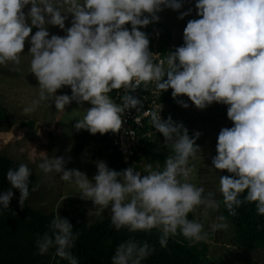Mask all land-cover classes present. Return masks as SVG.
<instances>
[{"label": "clouds", "instance_id": "obj_1", "mask_svg": "<svg viewBox=\"0 0 264 264\" xmlns=\"http://www.w3.org/2000/svg\"><path fill=\"white\" fill-rule=\"evenodd\" d=\"M26 5H31L27 13ZM162 5L173 10L182 6L180 0H0V65H18L28 38L29 72L38 81V98L23 112L31 113L49 100L60 111L72 101L88 102L91 107L82 108L83 115L73 127L91 134L121 128L122 114L142 104L130 94L141 82L154 81L160 94L172 89L174 99L187 96L198 109L213 102L227 105L232 126L220 129L211 160L212 168L230 174L219 177L223 204L234 216L242 203L254 202L257 214L264 215V0H195L199 18L187 22L183 44L172 52L166 48L165 61L158 64L146 33L138 27L158 21ZM67 14L72 20L65 29ZM47 25L58 26L65 35L50 36ZM33 27L37 30L30 36ZM62 86L70 87L71 96L56 94ZM121 88L128 92L118 105L108 93ZM177 103L189 106L183 100ZM160 110L152 112L151 122L171 148L162 169L145 164L146 174L131 166L116 171L101 160L89 180L79 170H66L63 157L49 158L44 153L38 168L74 184L81 199L110 208L116 230L156 228L161 247L178 230L198 242L208 233L203 223L188 219V214L202 206L201 214L207 217L210 209L219 208L214 193L205 194L202 186L191 182L195 168L189 161L200 152L195 141L201 133L190 138L182 123L170 116L162 119ZM30 175L24 163L8 169L5 177L11 188L0 192V207L8 209L11 189L19 191L18 203L23 205ZM225 219L217 216L211 231L226 228ZM49 228L51 235L45 232L36 240L38 254L54 247L56 256L78 264L70 252L78 233L74 234L68 219L57 213ZM152 251L147 242L129 239L116 247L111 264H142Z\"/></svg>", "mask_w": 264, "mask_h": 264}, {"label": "rangeland", "instance_id": "obj_2", "mask_svg": "<svg viewBox=\"0 0 264 264\" xmlns=\"http://www.w3.org/2000/svg\"><path fill=\"white\" fill-rule=\"evenodd\" d=\"M180 2L182 6L178 10L162 5V11L157 13L158 21L150 22L143 28L138 27V30L151 31L149 35H152L155 28H166L171 36L167 48L171 51L174 47H177L178 38L183 36V29L187 22L199 18L196 15L195 0H180ZM30 7L31 5H26L23 11L27 13ZM189 9H191V12L188 15H185L182 19L178 18L180 13L187 12ZM61 10L64 11V9ZM71 20V14H67L65 29L71 26ZM46 27L50 36L52 34L65 35V31L58 26L47 25ZM36 30L33 27L30 36ZM29 47L30 44L28 38H26L24 53L20 54L18 65L12 62L0 65V107L4 109V115L0 114V154H7L34 170L39 169L38 164L42 162V153L49 158L63 157L66 170H79L91 180L96 174V162L100 161L97 156H93L97 144L92 143L83 148L82 154L80 152L73 154L72 146L70 147L69 144V140L74 135L72 132L76 130L73 125L76 119L83 115L82 108H88L91 105L88 102H82L81 105H78L75 101H72L65 106L64 111H60L49 100L41 102L39 107L31 113L25 114L23 112V108L30 106L31 102L38 98V81L29 72L30 55L27 54ZM56 94L71 96V89L68 86H62ZM215 104L217 103L213 102L204 109H198L191 103L188 107L187 118L191 120L190 129L194 133H201L195 141L200 146V152L196 154L195 158H190L189 161V166L195 168L191 182L197 186H202L205 194L214 193L213 198L219 202V208L216 210L210 209L208 216L204 217L201 214L203 210L201 206L194 212H190L188 219H195L203 223L204 231L208 235L202 241L207 243L208 255L211 258H219L233 264H264V249L257 248L245 251L234 244L232 225L227 219L224 221L227 224L224 229L213 232L209 227L212 223L217 222V216L223 215L221 214L219 177L224 175V170L212 168L211 160L216 155L215 148L220 129L232 126V122L227 118V111L225 114L219 113V110L215 108ZM189 136L191 138L193 134ZM157 148L162 153V158L150 161L145 156H141L136 161L138 171H144L145 164H151L153 169L163 168L165 159L171 154V148L164 140ZM89 155L91 159L86 158ZM33 187H36L35 191H32ZM78 191L74 184L61 180L60 174L55 172L45 174L41 170V175L30 188L26 201L35 208L58 212L59 206L65 198L73 197L83 204L90 221L100 218L103 208L93 205L91 200L81 199ZM106 209L107 213L111 215L110 208Z\"/></svg>", "mask_w": 264, "mask_h": 264}, {"label": "trees", "instance_id": "obj_3", "mask_svg": "<svg viewBox=\"0 0 264 264\" xmlns=\"http://www.w3.org/2000/svg\"><path fill=\"white\" fill-rule=\"evenodd\" d=\"M129 29L130 24H127ZM149 41L151 36L147 35ZM171 36L164 27L160 28L159 48L165 51ZM183 44L182 36L178 38V46ZM176 48V47H175ZM173 48L172 51L175 50ZM171 51V52H172ZM172 89L162 92V100L166 103L167 119L169 116L174 122L182 123L188 130V134H194L190 129L191 120L187 118L188 107L191 101L187 96L181 95L175 99L171 95ZM183 100L188 103L183 108L177 103ZM227 105L215 104L219 113H226ZM0 114L4 115V109L0 107ZM147 127L141 129L146 131ZM72 153L77 154L83 148L97 144L94 156L104 161L113 170L120 171L133 167L138 171L139 157L134 156L132 161L123 162L116 146L112 142L111 131L104 134L97 132L91 134L87 130H75L73 133ZM164 140L162 135L143 137L142 156L148 160H160L162 153L158 151L159 144ZM20 161L0 154V192L7 191L11 185L5 175L9 168L15 169ZM31 170L29 177V190L37 182L41 175V169ZM97 169L95 170V173ZM142 174L145 172L141 171ZM224 175H230L224 170ZM13 196L9 201L8 209L0 207V264H68V261L55 255V248H50L43 255L38 254L36 240L45 232L51 235L49 225L58 213L67 218L73 226L74 234L78 233L70 252L78 259V264H111L116 247L129 239L139 242H147L153 251L142 264H233L222 259H213L208 255L207 243L204 241H191L177 231L175 236H169L167 246L161 247L158 243L160 231L156 228L147 231L129 232L126 227L116 230L111 223V215L107 209H102L100 218L89 220L83 204L73 197H67L59 206L58 212L54 210H41L30 206L26 199L20 207L19 191L11 189ZM245 193L240 194L243 199ZM221 199V214L229 221L233 229V242L240 249L248 251L252 249H264V215L257 214L255 203L244 202L236 208V215H229L228 210Z\"/></svg>", "mask_w": 264, "mask_h": 264}, {"label": "built area", "instance_id": "obj_4", "mask_svg": "<svg viewBox=\"0 0 264 264\" xmlns=\"http://www.w3.org/2000/svg\"><path fill=\"white\" fill-rule=\"evenodd\" d=\"M126 28L129 26L126 24ZM160 31L157 29L151 35L149 41V51L154 54L153 60L155 63H163L167 56V51L159 48ZM166 66V65H165ZM128 92V89H114L108 95L118 105L122 104L121 97ZM163 92V91H162ZM162 92L156 90L155 82H141L131 95L141 100L142 104L137 109H127L122 114L121 128L112 134V142L121 156L123 162L132 161L133 157L142 156L143 137H152L161 135L152 125L151 114L153 111H159L162 119L166 118V103L162 100ZM147 127L146 131L142 132L143 127Z\"/></svg>", "mask_w": 264, "mask_h": 264}, {"label": "crops", "instance_id": "obj_5", "mask_svg": "<svg viewBox=\"0 0 264 264\" xmlns=\"http://www.w3.org/2000/svg\"><path fill=\"white\" fill-rule=\"evenodd\" d=\"M160 28L161 27H159L158 28V30L160 31ZM154 30H157V28H155ZM140 31H143V32H145L146 33V35H148L151 31H148V32H146V30H144V29H142V30H140ZM171 40V39H170ZM74 133V131L72 132V134ZM72 143H73V137L69 140V144H70V147L72 146ZM83 153V151L82 152H80V154H82ZM94 156V155H93ZM87 159H91V156L89 155V157H86Z\"/></svg>", "mask_w": 264, "mask_h": 264}]
</instances>
